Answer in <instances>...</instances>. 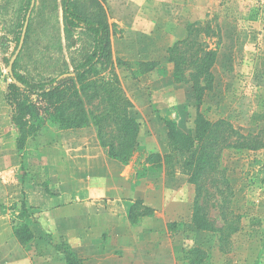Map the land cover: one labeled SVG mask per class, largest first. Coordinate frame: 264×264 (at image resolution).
<instances>
[{
	"label": "rangeland",
	"instance_id": "obj_1",
	"mask_svg": "<svg viewBox=\"0 0 264 264\" xmlns=\"http://www.w3.org/2000/svg\"><path fill=\"white\" fill-rule=\"evenodd\" d=\"M19 1L0 0V129H3L2 126L4 128L7 126V129L11 128L14 132L13 137L0 141V147L6 148L11 160L9 167L0 169V212L9 216L8 221L12 228L22 224L23 221L20 215L22 181L27 175L26 171L29 170L26 163L22 169L26 152L19 157L15 151L16 131L10 122V107L4 101L7 86L12 82V69L11 73L9 72L10 61L18 48L23 28L18 42H15L14 23L21 19V14L15 13ZM52 1L36 0L35 6L45 4V10L36 18L37 23L50 17L51 21L56 20L64 45L61 10L58 8L56 18L50 16ZM202 1L204 18L196 22L208 25L212 29L213 35L202 37V42L209 50L216 52V60L212 67L213 88L206 92L201 104L197 103L190 83L174 80L173 65L167 59L169 47L163 53L164 57L156 62L137 61L131 64L120 59L114 62L112 59L114 72L128 96L132 97L130 92L134 91L138 100L159 101H156L159 107L153 110L161 121L151 123L146 117L138 120L139 146L130 161H134L133 169L140 173L143 179L149 181L156 195L161 194L162 191L182 194L180 200L177 197L172 198L175 201L173 207L177 211L176 215L155 219L157 223L155 224L161 225V230H165V233L159 232L160 228H156L153 249L149 247L146 250L145 244L141 246L142 250L136 251L133 247L132 253L126 258L121 251H115V261L109 264H178L182 248L191 245L186 237L201 240L211 248L207 264H264V149L257 151L226 149L221 155V164L226 170L233 194L225 200L215 188H210L214 193V199L209 203V216L216 228L224 226V216H227L233 227L237 228L228 238L230 244L224 246L225 250H229L225 254L218 250V232H195L189 228L195 188L188 183L187 176L180 174L176 169H174L175 174L171 175L165 171L163 165L151 169L152 164L146 163L148 154L157 153L161 156L169 154L164 120L174 121L177 127L185 132L194 131V121L198 113H202L211 121L225 119L243 134H256L264 128V18L252 20L253 13L261 7L264 8V0ZM104 7L106 8V0ZM75 35L77 38L76 33ZM83 40L84 37L81 41L75 42L72 48L66 49L64 46L61 54L54 51L51 56L55 59L64 58L69 69L72 70V60L79 59L83 51ZM38 42V50H41L46 44L45 40L40 37ZM33 53L35 54V51ZM20 54L21 63L17 71L22 74V47L18 55ZM156 63L161 66L158 73L143 74L145 71H150ZM36 66L37 72L49 74L52 70L60 68V63L52 68L38 63ZM32 68V65L28 67V69ZM57 129L56 126L45 121L40 131L29 139L44 130ZM151 130L156 134L157 139L148 144ZM28 140L25 149L29 146L33 150L34 147L28 145ZM153 149L155 152H152ZM30 214L31 220H36L37 212ZM173 223L176 225L173 227L175 231H169L168 225ZM39 237H34L38 243L33 240L23 245L26 254L23 264L25 262L26 264H64L62 256L55 250L51 253L47 244L39 246V241L45 240ZM21 252L8 250L5 251L4 257L20 258L22 264Z\"/></svg>",
	"mask_w": 264,
	"mask_h": 264
},
{
	"label": "trees",
	"instance_id": "obj_2",
	"mask_svg": "<svg viewBox=\"0 0 264 264\" xmlns=\"http://www.w3.org/2000/svg\"><path fill=\"white\" fill-rule=\"evenodd\" d=\"M29 5L30 0L19 1L15 13H20L21 19L14 23L15 42H18ZM44 5L41 3L32 10L22 45V74L17 71L21 63L20 54L12 65V79L15 82L12 80L8 84L4 95V101L10 107V122L16 131L17 155L21 156L27 140L39 132L47 121L60 130L94 127L97 139L108 156L127 165L139 146L140 124L113 69L111 30L104 0L51 2L50 16L56 18L58 8L61 10L64 45L56 20L51 21L50 17L37 23L36 18L45 10ZM258 18H264L262 7L252 15V20ZM212 35L210 26L191 22L186 25L185 38L173 43L167 50L168 62L173 65L174 80L190 83L198 104L213 88L212 67L216 52L209 50L202 42V37ZM40 37L46 44L38 50ZM83 37L84 48L81 47L80 58L72 60V70L64 58L51 56L54 51L61 54L64 46L66 49L72 48ZM37 63L50 68L60 63V68L43 74L37 72ZM31 65L33 68L28 69ZM38 104L42 105L38 107ZM164 123L169 154H148L146 163L152 164L151 169L163 165L171 175L175 174L176 169L187 176L188 183L195 188L189 228L195 232H218V250L223 254L228 253L224 246L230 244L228 238L237 228L233 227L227 216L223 218L224 226L216 228L209 216V203L214 199L210 188H215L225 200L233 194L226 170L221 164V155L226 149H264V128L256 134H243L225 119L211 121L202 113L196 116L193 132L181 130L172 120H164ZM20 210L23 221L14 226L13 235L20 245H25L35 237L31 228L36 222L31 220L30 212L34 210L27 208L24 202H21ZM151 213V210L139 204L128 206V218L132 224L137 223L139 217ZM175 226L174 223L169 224L168 230L175 231ZM186 239L190 240L191 245L182 248L178 264H207L211 250L207 243L189 237ZM53 247L62 256L64 264H85V260L68 244Z\"/></svg>",
	"mask_w": 264,
	"mask_h": 264
},
{
	"label": "crops",
	"instance_id": "obj_3",
	"mask_svg": "<svg viewBox=\"0 0 264 264\" xmlns=\"http://www.w3.org/2000/svg\"><path fill=\"white\" fill-rule=\"evenodd\" d=\"M106 10L112 59L131 64L162 59L168 47L185 38L188 23L204 18L202 0H106ZM160 67L156 63L143 74L154 75ZM130 93L132 97L126 95L138 118L161 121L153 110L159 107L158 100H138L134 91ZM2 127L0 141L13 137V129ZM148 136V144L157 139L152 130ZM28 145L34 148L22 151V155L26 152L22 169L25 163L29 169L22 181V202L37 212L31 230L35 238L45 239L39 246L47 244L51 253L54 245L66 243L88 264H109L115 261V251L126 258L133 247L138 251L145 244L146 250L153 249L156 228L165 233L155 219L177 214L173 199L180 200L182 193L156 195L149 181L133 169L134 161L125 165L108 156L94 127L44 130L29 139ZM8 155L0 147V169L11 165ZM131 204L152 213L132 224L128 218ZM5 214L0 212V264H21L20 258L4 257L8 250L22 251L23 264L25 250Z\"/></svg>",
	"mask_w": 264,
	"mask_h": 264
},
{
	"label": "water",
	"instance_id": "obj_4",
	"mask_svg": "<svg viewBox=\"0 0 264 264\" xmlns=\"http://www.w3.org/2000/svg\"><path fill=\"white\" fill-rule=\"evenodd\" d=\"M35 3H36V0H30V5H29V9L27 11L26 17H25L24 24H23V28H22V32H21V36H20V40H19V45H18V48H17V50L15 52V55L13 56L12 60L10 61V65H9V72L10 73H11L12 65H13L14 61L16 60L17 55H18V53L21 50V47L23 45L24 38H25V33H26L27 25H28V21H29V18L31 16V12H32V10H33V8L35 6ZM13 82H15V81L13 80Z\"/></svg>",
	"mask_w": 264,
	"mask_h": 264
}]
</instances>
